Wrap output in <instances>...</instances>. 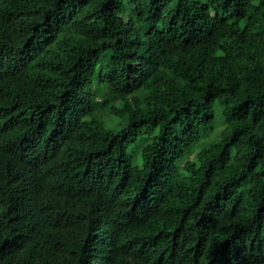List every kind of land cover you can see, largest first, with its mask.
Wrapping results in <instances>:
<instances>
[{"label":"trees","instance_id":"16d2710c","mask_svg":"<svg viewBox=\"0 0 264 264\" xmlns=\"http://www.w3.org/2000/svg\"><path fill=\"white\" fill-rule=\"evenodd\" d=\"M0 264H264V0H0Z\"/></svg>","mask_w":264,"mask_h":264}]
</instances>
